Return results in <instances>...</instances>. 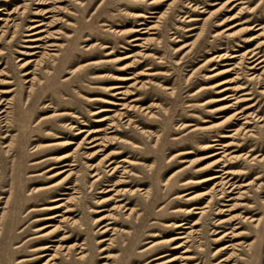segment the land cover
<instances>
[{
	"label": "rangeland",
	"instance_id": "374dc122",
	"mask_svg": "<svg viewBox=\"0 0 264 264\" xmlns=\"http://www.w3.org/2000/svg\"><path fill=\"white\" fill-rule=\"evenodd\" d=\"M150 1L0 0L3 264H264V0Z\"/></svg>",
	"mask_w": 264,
	"mask_h": 264
},
{
	"label": "bare ground",
	"instance_id": "6f19581e",
	"mask_svg": "<svg viewBox=\"0 0 264 264\" xmlns=\"http://www.w3.org/2000/svg\"><path fill=\"white\" fill-rule=\"evenodd\" d=\"M152 2H154V0H152V1H150L149 3H152ZM2 18L0 17V20H1ZM37 25L38 24H34V25H29V28L28 29H30V30H32V29H34L35 27H37ZM36 33H38V31H31V32H29V33H27V35L28 36H32V38H30L29 40L30 41H37V40H41V38H39V37H36V36H34V35H36ZM138 39H141L140 37H133L132 39H130V41H135V40H138ZM133 45H138L137 43H133ZM32 47H37V45H32ZM32 53H34V52H29V54H32ZM235 56H237V54L236 55H232V56H230V57H235ZM255 56V54H253V55H249L248 56V58L250 59L249 61L250 62H248V63H252L254 60H253V57ZM255 64L256 65H258V64H260L261 62H263L264 61V58H262V59H259V58H256L255 59ZM254 67H256V66H254V65H250L249 66V68L250 69H253ZM27 73H29V72H25L24 74H27ZM30 81V80H29ZM118 88H120V86H118V85H114V86H112L111 87V89H115V94H120L121 93V91L120 90H117ZM225 89H228V88H223V89H221V90H219V91H222V90H225ZM2 93H5V92H8V91H6V90H2L1 91ZM223 99H226V97H222V98H220V100H223ZM247 99V98H246ZM116 104H118V103H116ZM103 111V110H102ZM3 112H5V110H1L0 111V114H2ZM240 111H238L237 113H239ZM44 118H46V116L45 117H41L40 118V120H42V119H44ZM77 133H79V132H77ZM7 135V134H6ZM231 135L230 134H227L226 135V137H230ZM95 144H91V146H94ZM227 145H229V144H227V143H225V144H223V146H227ZM10 146L11 145H9V144H5L3 147H9L10 148ZM38 147H40L39 145H37L36 146V148L35 149H37ZM216 153H218V152H216ZM64 158L65 156H61L60 158ZM47 159H49V158H45V159H39V160H37L36 162H34L33 164H37V163H40V162H43L44 160H47ZM215 162L213 163V165L215 164H217V163H219V159H216V160H214ZM93 168H95V166L93 165H90V169H93ZM114 170V169H113ZM215 171H222V170H220L219 168H216L215 169ZM227 171H224V172H222V173H226ZM93 175H95V174H93ZM222 175H220V174H212V175H210V176H208V177H205V178H201V179H198L197 180V182H205V181H214L215 182V184L217 183L215 180L216 179H218V178H222L221 177ZM228 182V181H227ZM227 182H223V184H225V183H227ZM57 183H55V184H52V185H49V186H46V187H37V188H35V190H34V192L35 191H38V190H41V189H45V188H49V187H55V185H56ZM216 185H219V184H216ZM222 190V189H221ZM221 190H220V192H221ZM107 191V190H106ZM61 194H66L65 192H62ZM187 194V193H186ZM186 194H184V195H186ZM191 198H193L192 196H190V197H188L187 199H191ZM56 199H59V198H56ZM56 199H52L51 201H55ZM62 206V204L61 203H58V204H54V205H50V206H48V207H46L45 208V206H42V207H39L38 209H35V208H32V209H30V211H38V210H53V209H58V208H60ZM206 205H204V206H202V207H205ZM197 207H193L192 209H196ZM68 208H66L65 210H64V212H67L68 210H67ZM190 210V209H189ZM189 210H187V211H189ZM193 213H198V210H196V211H194ZM56 216V215H55ZM52 218H54V216H52V215H50V214H48V215H46L44 218H40V219H52ZM103 219H104V216H99V217H97V218H95V221L96 222H101V221H103ZM35 220H38V219H35ZM34 221V220H33ZM111 222H109V221H107L105 224H102L101 226H99V230H100V234H102V233H106L107 231H109V229H111V227L109 226V224H110ZM183 224H185V223H183V222H180V223H175L174 224V227H182V225ZM40 229H43V228H35L34 229V231H38V230H40ZM176 234L177 235H175V236H173V237H169V238H166V239H163V240H160V241H155V242H153L150 246H157V245H162V244H167V243H169V242H171V241H175V240H179V239H185L187 236L186 235H184L183 234V232L182 231H178V232H176ZM47 235H49V232H43V233H40L38 236H36V237H40V239L41 240H44L45 239V236H47ZM64 237H66V236H61V237H59L58 239V241L59 242H62L65 238ZM220 237H222V236H220ZM219 237V238H220ZM29 239H31V238H29ZM29 239H27V240H25L26 242L29 240ZM105 240H109V238H101V239H99V241L98 242H104ZM25 241L23 242V243H21V244H19V246L20 245H22V244H25ZM31 242H33V241H29L28 243H26L25 245H27V244H30ZM184 242V241H183ZM183 242H178V243H176V244H174L173 246H172V249H178V248H180V247H182V245L184 244ZM51 246H52V244H50V243H47V244H44V245H40V246H36V247H32V248H30L28 251L29 252H35V251H38V250H42V251H44L43 253H41L40 255H39V257H45L46 255H49L48 256V258H46L44 261H43V263L42 264H59V263H57L56 262V259L58 258V256H57V250H59V249H61L62 248V244H60V245H58V246H55L54 247V249H53V253L52 254H49V253H47L46 251L47 250H50V248H51ZM16 247H18V246H15L14 248H16ZM70 247L68 246V247H65L64 249H65V253H67L68 252V249H69ZM225 248V246H223L222 247V249H224ZM103 249H105V247H102L101 248V250H103ZM221 249V248H220ZM20 251L22 252V250L20 249ZM185 251H187V249H185V250H183L182 251V253H184ZM20 252V253H21ZM189 254V253H188ZM23 255H25L24 253H23ZM159 257H162V256H159ZM179 258H181V260H180V262H177L176 264H184V260L185 259H189V258H191V257H188V256H186V255H179V256H172L170 259H175V261H177V260H179ZM5 259V254H2L1 256H0V264H3L2 262H3V260ZM29 259H34V258H28V259H21V260H19V261H17V262H21V261H26V260H29ZM168 261V260H167Z\"/></svg>",
	"mask_w": 264,
	"mask_h": 264
}]
</instances>
